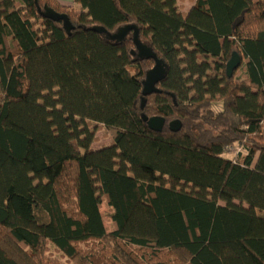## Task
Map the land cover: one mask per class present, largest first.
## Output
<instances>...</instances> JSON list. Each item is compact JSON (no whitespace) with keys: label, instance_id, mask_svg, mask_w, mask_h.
Returning <instances> with one entry per match:
<instances>
[{"label":"trees","instance_id":"16d2710c","mask_svg":"<svg viewBox=\"0 0 264 264\" xmlns=\"http://www.w3.org/2000/svg\"><path fill=\"white\" fill-rule=\"evenodd\" d=\"M73 3L0 0V264H264V0Z\"/></svg>","mask_w":264,"mask_h":264},{"label":"water","instance_id":"95a60500","mask_svg":"<svg viewBox=\"0 0 264 264\" xmlns=\"http://www.w3.org/2000/svg\"><path fill=\"white\" fill-rule=\"evenodd\" d=\"M39 12L47 19L52 20L54 22L61 21L64 23L65 26H67L68 29H71L70 23L68 21V18L66 15L58 14L54 12L53 10L45 7L43 11L39 10ZM94 31L98 33L104 32L101 28H93ZM129 30H134L133 33V43L135 45V51L132 52L133 56H137L139 58H146V59H152L154 61V67L147 73L146 79L143 82L144 91L143 95H149L152 93L158 92L155 89V86L160 82V80L164 76V65L162 61L158 60L154 53H152L151 49L145 45H143L140 40L138 39V33L136 31L135 27H124L119 30H117L115 33L108 36L111 40H122L129 32ZM241 59L236 54L233 53L230 60L226 64V74L230 78L233 74V72L240 66ZM145 105V101H142L141 108H143ZM144 121L147 122L149 128L155 132H161L164 125L165 120L163 118H150L147 119L146 117L143 118ZM181 128V125L178 121L171 122L169 124V130L171 132H178Z\"/></svg>","mask_w":264,"mask_h":264},{"label":"rangeland","instance_id":"374dc122","mask_svg":"<svg viewBox=\"0 0 264 264\" xmlns=\"http://www.w3.org/2000/svg\"><path fill=\"white\" fill-rule=\"evenodd\" d=\"M58 1L61 4L65 5V6L71 7L76 12L79 11V7L73 3V0H58ZM192 1L193 0H177V4L181 8L187 9V8L190 7V3ZM91 129H95L96 130L94 142L91 145V147L94 150H98L102 146H108L111 143V141H112L111 135L107 132L106 129H104L103 127H101L99 125H96V124H92L91 125ZM239 151H240V147H237L236 145H234L231 148H229V151L227 152V155L228 156H232L234 153H238ZM101 213L103 214V224H104V226L108 230L111 231L112 230V225L110 223L111 212L109 211V209L107 208V206L105 204L102 205ZM48 254L52 258H56V259L60 260L62 263L65 261L64 259H62L60 253L55 251V249H54V247L52 245H49Z\"/></svg>","mask_w":264,"mask_h":264},{"label":"crops","instance_id":"0c3cea01","mask_svg":"<svg viewBox=\"0 0 264 264\" xmlns=\"http://www.w3.org/2000/svg\"><path fill=\"white\" fill-rule=\"evenodd\" d=\"M194 2H195V0H193V1L190 3V7L187 8V9H183V8H182V11H183L184 13H188V12L190 11V9L192 8V6L194 5Z\"/></svg>","mask_w":264,"mask_h":264}]
</instances>
